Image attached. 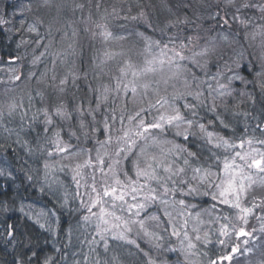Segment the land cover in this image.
I'll return each mask as SVG.
<instances>
[{"label":"clouds","instance_id":"1","mask_svg":"<svg viewBox=\"0 0 264 264\" xmlns=\"http://www.w3.org/2000/svg\"><path fill=\"white\" fill-rule=\"evenodd\" d=\"M222 259L264 264V0H0V264Z\"/></svg>","mask_w":264,"mask_h":264},{"label":"rangeland","instance_id":"2","mask_svg":"<svg viewBox=\"0 0 264 264\" xmlns=\"http://www.w3.org/2000/svg\"><path fill=\"white\" fill-rule=\"evenodd\" d=\"M224 262H226V263H224ZM220 264H227V261H225V260L222 259V260L220 261Z\"/></svg>","mask_w":264,"mask_h":264},{"label":"trees","instance_id":"3","mask_svg":"<svg viewBox=\"0 0 264 264\" xmlns=\"http://www.w3.org/2000/svg\"><path fill=\"white\" fill-rule=\"evenodd\" d=\"M9 227L11 228V225H9ZM226 261V260H225ZM224 263H226V262H224Z\"/></svg>","mask_w":264,"mask_h":264}]
</instances>
